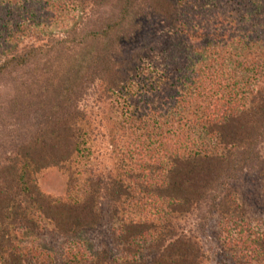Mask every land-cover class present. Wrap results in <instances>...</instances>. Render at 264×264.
<instances>
[{
    "label": "trees",
    "instance_id": "trees-1",
    "mask_svg": "<svg viewBox=\"0 0 264 264\" xmlns=\"http://www.w3.org/2000/svg\"><path fill=\"white\" fill-rule=\"evenodd\" d=\"M2 83L20 128L0 264H209L194 216L219 217L223 264H264L246 191L264 197V0H0ZM106 135L115 167L97 173ZM51 169L63 197L38 184ZM106 221L112 248L85 239ZM48 236L66 246H22Z\"/></svg>",
    "mask_w": 264,
    "mask_h": 264
},
{
    "label": "rangeland",
    "instance_id": "rangeland-1",
    "mask_svg": "<svg viewBox=\"0 0 264 264\" xmlns=\"http://www.w3.org/2000/svg\"><path fill=\"white\" fill-rule=\"evenodd\" d=\"M14 93L11 85L0 84V164L2 158H5L11 151L13 141L16 139V131L20 126L13 125L15 120L5 118L3 112L8 110V101L10 96ZM97 112V109H96ZM96 121V117L94 118ZM100 121V119L98 120ZM96 123V122H95ZM98 124V123H96ZM107 134V131H104ZM110 148V141L106 135L104 138L100 137L96 146V158H97V173L111 171L115 167V162L108 156ZM94 157V158H95ZM41 190L48 196L59 198L63 197L66 190L67 179L58 170H44L36 177ZM246 191L248 195H252L253 211L255 214L264 217V197L260 187V181L247 180ZM256 186L258 189H256ZM219 217H215L214 220L209 221L204 228L200 227V220L197 217H191L183 223V227L186 231L199 239L203 246L205 253L209 257V264H223L222 251L220 250L219 243L217 241V233L219 232ZM33 239V240H31ZM31 242L24 243L22 246H29L31 248L41 247L43 249H53L65 247L66 241L63 239L54 240L48 236L41 241H36L31 238ZM85 239L93 242L97 246L107 245L108 247H115L112 237V223L106 221L102 227L85 233ZM230 264V263H228Z\"/></svg>",
    "mask_w": 264,
    "mask_h": 264
}]
</instances>
